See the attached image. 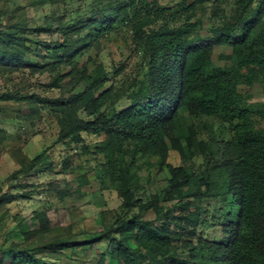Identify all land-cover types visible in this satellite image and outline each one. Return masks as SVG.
I'll list each match as a JSON object with an SVG mask.
<instances>
[{"label": "trees", "instance_id": "1", "mask_svg": "<svg viewBox=\"0 0 264 264\" xmlns=\"http://www.w3.org/2000/svg\"><path fill=\"white\" fill-rule=\"evenodd\" d=\"M94 1L96 5L86 13L75 12L72 22L58 16L34 28L21 22L0 26V68H39L37 61L24 59L25 53L34 51L55 58L53 63L47 60V65L72 63L86 41L128 29L136 61L130 70L128 64L110 71L102 67L91 85L66 101L39 100L53 110L72 113L61 129L60 140L79 143L83 134L104 135L103 153L123 151L127 143L158 153L171 137L184 133L187 137L182 138L194 140L203 129L212 131V126L202 127L201 121L217 119L230 126L233 138L222 143L209 134L211 148L220 149L214 160L200 175H178L174 168L169 191L177 195L168 198L179 199L184 211L187 208L182 202L192 197L200 202L231 198L238 207V212L219 210L214 223L209 222L206 210L195 207V212L184 215L177 232L142 220L140 215L153 210L170 225L172 218L163 214L161 201L155 200L142 206L139 216L121 223L116 230L120 236L114 239L117 250L111 257L128 264H264V112L260 115L263 127L258 128L240 90L241 86L264 83V0H192L170 7H159L151 0ZM208 12L214 21L210 28L204 20ZM29 33L57 34L63 40L29 47ZM221 46L231 48V66L215 65L214 51ZM111 76L121 80L106 87ZM100 88L104 90L96 95ZM23 100L30 103L14 93L0 95L3 102ZM217 168V173L212 172ZM121 194L125 210L137 205L130 187ZM4 197L11 201L13 196ZM217 225L229 235L228 241L225 246L209 243L205 253L207 248L202 250L197 244L199 233ZM175 241L182 244L175 247ZM73 245L54 240L40 250L57 252ZM141 249L148 262L141 259ZM183 253L188 259L179 258ZM6 255L13 264H49L29 250L9 249Z\"/></svg>", "mask_w": 264, "mask_h": 264}, {"label": "rangeland", "instance_id": "2", "mask_svg": "<svg viewBox=\"0 0 264 264\" xmlns=\"http://www.w3.org/2000/svg\"><path fill=\"white\" fill-rule=\"evenodd\" d=\"M151 1L159 7H170L192 0ZM94 5V0H0V26L7 28L21 22L34 28L58 16H66L72 22L75 12L84 14ZM204 20L207 28L214 22L210 12ZM262 29L264 32V16ZM86 35L87 31L83 36ZM29 38V47L63 40L61 35L45 33H29ZM86 43L72 63L47 65V60L53 63L55 58H44L39 51H34L25 53L24 59L37 61L39 68L26 65L0 68V95L14 93L30 101H0V264H13L6 255L9 249L29 250L49 264H128L122 258L114 261L111 257V252L117 250L114 239L120 236L116 230L122 222L139 216L142 206L155 200L161 201L163 214L172 218L170 225L153 210L140 215L142 220L177 232L181 231L179 226L184 215L195 212L198 206L207 211L211 223L219 210L238 212L231 198L200 202L192 197L182 202L187 208L185 211L179 208V199L168 198V195H177L169 191L174 168L178 175H200L214 160L215 151L220 149L211 148L209 134L222 143L233 138L230 126L217 119L198 120L202 127L212 126V131L210 127L205 128L194 140L182 138L187 137L184 133L181 137H171L158 153L144 152V148L141 150L134 143L125 144L120 152L103 153L104 135L83 134L79 143L60 140L61 129L72 119V113L68 109L63 113L53 110L52 106L41 105L39 100L66 101L91 85L102 67L103 71H110L112 67L128 64L130 70L136 62L132 56L131 33L126 28ZM213 59L216 66H231V48L218 47ZM120 80L121 77L111 76L106 87ZM103 90L98 89L96 95ZM240 90L247 98L246 107L256 126L262 128L264 83L241 86ZM218 171L217 168L212 172ZM127 187L138 200L131 210L122 207L121 193ZM8 194L13 196L11 201L4 197ZM228 238L226 231L217 225L202 229L197 244L202 250L207 248L206 253L209 243L225 246ZM54 240L74 245L57 252L40 250ZM174 243L175 247L182 244L181 241ZM146 254L141 249V259L148 262ZM178 256L188 259L187 253Z\"/></svg>", "mask_w": 264, "mask_h": 264}, {"label": "built area", "instance_id": "3", "mask_svg": "<svg viewBox=\"0 0 264 264\" xmlns=\"http://www.w3.org/2000/svg\"><path fill=\"white\" fill-rule=\"evenodd\" d=\"M143 264H146V263H143Z\"/></svg>", "mask_w": 264, "mask_h": 264}]
</instances>
